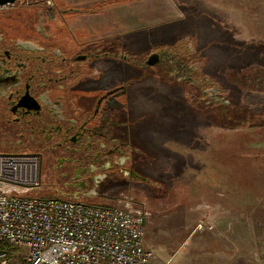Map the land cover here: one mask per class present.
<instances>
[{"label": "flooded vegetation", "instance_id": "obj_1", "mask_svg": "<svg viewBox=\"0 0 264 264\" xmlns=\"http://www.w3.org/2000/svg\"><path fill=\"white\" fill-rule=\"evenodd\" d=\"M103 11L67 0L0 6V144L39 157L50 197L103 205L133 188L164 196L138 139L169 135L170 108L180 120L189 104L225 126L260 118L204 67L196 37L178 32L139 48L134 31L127 38L112 21L82 18Z\"/></svg>", "mask_w": 264, "mask_h": 264}, {"label": "rangeland", "instance_id": "obj_2", "mask_svg": "<svg viewBox=\"0 0 264 264\" xmlns=\"http://www.w3.org/2000/svg\"><path fill=\"white\" fill-rule=\"evenodd\" d=\"M67 2L102 3L106 11L82 18L112 21L107 26H119L127 38L134 31L139 48L178 32L196 37L208 54L204 67L235 87L233 98L249 101L253 110L264 106V0ZM174 115L170 108L169 135L138 139L156 159V178L168 185L166 194L149 196L134 188L120 194L145 213L150 264H227L239 255L264 259V121L225 126L189 104L182 119ZM0 153H6L1 144ZM47 181L43 172L42 189L29 194L49 196ZM13 250L12 264H21L22 252Z\"/></svg>", "mask_w": 264, "mask_h": 264}, {"label": "built area", "instance_id": "obj_3", "mask_svg": "<svg viewBox=\"0 0 264 264\" xmlns=\"http://www.w3.org/2000/svg\"><path fill=\"white\" fill-rule=\"evenodd\" d=\"M41 189L37 155L0 153V244L22 252L27 264L151 263L145 213L130 199L96 205L29 194ZM0 264H12L7 248Z\"/></svg>", "mask_w": 264, "mask_h": 264}, {"label": "crops", "instance_id": "obj_4", "mask_svg": "<svg viewBox=\"0 0 264 264\" xmlns=\"http://www.w3.org/2000/svg\"><path fill=\"white\" fill-rule=\"evenodd\" d=\"M227 264H264V259L249 255H239L230 258Z\"/></svg>", "mask_w": 264, "mask_h": 264}, {"label": "trees", "instance_id": "obj_5", "mask_svg": "<svg viewBox=\"0 0 264 264\" xmlns=\"http://www.w3.org/2000/svg\"><path fill=\"white\" fill-rule=\"evenodd\" d=\"M255 109V108H254ZM247 116H252V115H254L255 117H259L260 119H259V122H261V121H264V106H262L261 107V109L260 110H253L252 108H251V111L250 112H248L247 114H246ZM0 248H7L8 249V251H9V254H10V258H12L13 256H14V250H12L7 244H0ZM21 264H27V261H26V259L24 258L23 259V261L21 262Z\"/></svg>", "mask_w": 264, "mask_h": 264}, {"label": "water", "instance_id": "obj_6", "mask_svg": "<svg viewBox=\"0 0 264 264\" xmlns=\"http://www.w3.org/2000/svg\"><path fill=\"white\" fill-rule=\"evenodd\" d=\"M17 0H0V6H8L14 4Z\"/></svg>", "mask_w": 264, "mask_h": 264}]
</instances>
